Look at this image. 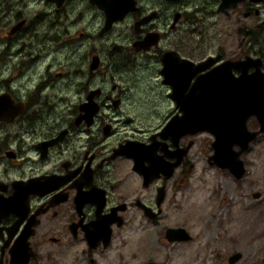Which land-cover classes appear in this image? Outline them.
Returning a JSON list of instances; mask_svg holds the SVG:
<instances>
[{
    "label": "flooded vegetation",
    "instance_id": "flooded-vegetation-1",
    "mask_svg": "<svg viewBox=\"0 0 264 264\" xmlns=\"http://www.w3.org/2000/svg\"><path fill=\"white\" fill-rule=\"evenodd\" d=\"M148 1L0 0V264H133V235L187 191L198 133L214 151L193 131L198 76L264 72L262 53L177 37L218 18L264 42V0Z\"/></svg>",
    "mask_w": 264,
    "mask_h": 264
},
{
    "label": "rangeland",
    "instance_id": "rangeland-1",
    "mask_svg": "<svg viewBox=\"0 0 264 264\" xmlns=\"http://www.w3.org/2000/svg\"><path fill=\"white\" fill-rule=\"evenodd\" d=\"M27 2L32 7L25 13L31 14L39 0ZM194 3L198 5L200 0H194ZM187 29L177 37H198L192 44L182 40L183 46L197 56L205 50L214 52L218 49L231 56L240 48L264 55V42L247 43L234 22L225 25L218 18H202ZM109 45L108 42L101 46L105 57L103 70L109 63L106 58ZM157 82L158 78L153 76L151 83L156 86ZM246 123L248 128L255 127L251 118ZM209 137L210 133L204 131L196 136L190 181L184 188L187 191L177 194L180 198H176V207L167 202L164 218L159 223L147 224L133 235V264L146 259L161 264H264V133L251 140L248 148L240 154L245 170L239 178L225 168L208 163L207 155L212 153ZM253 193L258 195L253 196ZM168 226L185 228L190 238L166 241L160 230ZM236 251L240 258L233 263L227 262L228 256Z\"/></svg>",
    "mask_w": 264,
    "mask_h": 264
},
{
    "label": "water",
    "instance_id": "water-1",
    "mask_svg": "<svg viewBox=\"0 0 264 264\" xmlns=\"http://www.w3.org/2000/svg\"><path fill=\"white\" fill-rule=\"evenodd\" d=\"M230 1L233 5L236 2ZM227 4V0H221L219 9H223ZM220 66L199 75L193 85V89L196 85L194 91L197 94L201 90L197 101L202 103L196 107L199 117L197 115L193 131L206 128L214 134V151L208 161L218 167L227 168L234 177L239 178L245 170L240 154L248 148L249 142L256 134L264 133V72H256L253 78L234 76L225 66ZM200 68L198 65L197 69ZM199 83H202V89ZM249 115L256 116L259 122L257 130L246 128L245 121ZM233 144H237L239 149H233ZM257 195L258 193H253V196ZM165 236L168 240L190 238V234L183 227H168ZM240 256L236 251L228 256L227 262L233 263Z\"/></svg>",
    "mask_w": 264,
    "mask_h": 264
}]
</instances>
